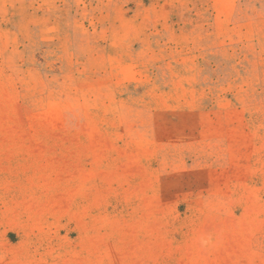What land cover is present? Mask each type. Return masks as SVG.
<instances>
[{
  "label": "rangeland",
  "instance_id": "1",
  "mask_svg": "<svg viewBox=\"0 0 264 264\" xmlns=\"http://www.w3.org/2000/svg\"><path fill=\"white\" fill-rule=\"evenodd\" d=\"M0 264H264V0H0Z\"/></svg>",
  "mask_w": 264,
  "mask_h": 264
}]
</instances>
